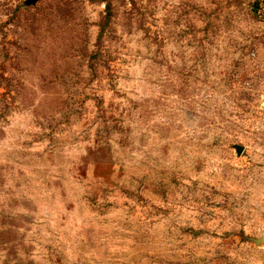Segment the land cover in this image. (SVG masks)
<instances>
[{
    "label": "rangeland",
    "instance_id": "obj_1",
    "mask_svg": "<svg viewBox=\"0 0 264 264\" xmlns=\"http://www.w3.org/2000/svg\"><path fill=\"white\" fill-rule=\"evenodd\" d=\"M0 264H264V0H0Z\"/></svg>",
    "mask_w": 264,
    "mask_h": 264
},
{
    "label": "water",
    "instance_id": "obj_2",
    "mask_svg": "<svg viewBox=\"0 0 264 264\" xmlns=\"http://www.w3.org/2000/svg\"><path fill=\"white\" fill-rule=\"evenodd\" d=\"M37 1H38V0H28V3H29V4H34V3H36ZM236 149H237V152H238V153H241V151H242L243 148H242L241 146H238V145H237V146H236Z\"/></svg>",
    "mask_w": 264,
    "mask_h": 264
}]
</instances>
